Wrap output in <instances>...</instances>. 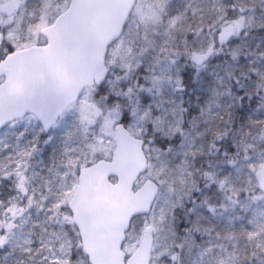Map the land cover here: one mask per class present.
Here are the masks:
<instances>
[{
	"label": "snow or ice",
	"instance_id": "6c2138e0",
	"mask_svg": "<svg viewBox=\"0 0 264 264\" xmlns=\"http://www.w3.org/2000/svg\"><path fill=\"white\" fill-rule=\"evenodd\" d=\"M101 6L98 0H20L13 11L12 0H0V264H94L81 224L71 220L69 194L82 167L111 158L97 149L115 148L117 130L147 146L151 165L138 186L151 181L156 196L149 212L129 223L134 230L145 223L168 227L171 240L158 251L166 264H264V183L256 185L251 167L264 156V0H171L167 28L181 17L200 20L194 38L183 43L163 30L142 37L127 19L121 32L129 62L107 65L90 92L64 100L44 58L61 44L93 47L85 10ZM245 18L253 27L237 45L223 26ZM40 24L52 26V34L38 31ZM111 48H104L106 60ZM21 67L35 75L12 104ZM42 99L50 114L36 110ZM24 100L36 107H21ZM92 109L95 119L88 118ZM61 118L70 124L45 158L40 137ZM119 181L110 172L105 182ZM196 235L197 259L189 261L185 249Z\"/></svg>",
	"mask_w": 264,
	"mask_h": 264
},
{
	"label": "water",
	"instance_id": "95a60500",
	"mask_svg": "<svg viewBox=\"0 0 264 264\" xmlns=\"http://www.w3.org/2000/svg\"><path fill=\"white\" fill-rule=\"evenodd\" d=\"M98 2L103 6L85 10L95 36L94 46L83 50L78 46L70 49L61 44L44 58L51 73L52 86L64 100L74 98L75 93L102 79L107 71L104 48L121 37V29L136 0ZM52 31V26H48L41 32L51 35ZM38 51L48 52V49ZM33 75L21 67L13 81L14 95L10 97V103L15 104L18 98L23 97L25 82ZM21 107L36 105L24 100ZM36 110L47 115L51 106L42 99ZM115 140L117 146L110 161L99 160L92 167L81 169L78 189L70 202L75 210L73 219L81 224L84 246L94 264H150L154 242L151 231L143 235L140 245L127 260L122 247L130 229V219L137 213L149 212L156 196V186L146 181L134 191L135 182L148 166L142 141L123 130L115 131ZM110 172L120 177L118 183L105 182ZM257 175L261 186L264 183V165Z\"/></svg>",
	"mask_w": 264,
	"mask_h": 264
},
{
	"label": "rangeland",
	"instance_id": "374dc122",
	"mask_svg": "<svg viewBox=\"0 0 264 264\" xmlns=\"http://www.w3.org/2000/svg\"><path fill=\"white\" fill-rule=\"evenodd\" d=\"M20 0H12V10L14 11L15 7L18 6V3ZM171 0H139L138 4L135 8V11L133 13V16L131 18L134 25L138 26L142 37L145 36L146 33H159L162 30L164 31L165 35H170L171 38H173V28L169 29L166 27V25L170 24L171 21H169L168 17V6L170 4ZM228 1L227 0H217V3L219 5H224ZM174 19V18H173ZM205 29L207 28V20L204 22ZM47 26L46 24H40L36 26V29L40 31L43 27ZM223 27H229L231 29V32L229 34V39H235L237 45L239 44L240 37L243 36L244 31L246 29L252 28L253 24L250 22L247 18L243 20H238L237 23H233L232 21H229L227 24H225ZM194 38V37H193ZM127 40V36L124 35L118 43H116L111 49V57L109 64L119 63V64H127L129 62V56L127 54V48L125 41ZM146 40L152 41L151 36H147ZM145 48L151 47V43H145ZM233 47H236V45H233ZM239 54V53H238ZM243 59V57H240ZM94 87L87 88L86 91H91ZM221 100L226 99V95L224 97L220 98ZM264 110V109H262ZM97 115L95 109H92L88 113L89 119H95V116ZM70 124V119L61 118L60 123L57 128H54L50 134L47 135H41L40 137V148L41 152L44 154V157H50L54 150L58 148L59 146V137L62 135L63 131L67 130V127ZM107 129H111V126L109 124L105 125ZM32 131V129H29ZM52 135L55 139L51 144H46L44 141L47 140V136ZM113 139H114V131L112 132ZM114 148H112L111 144H106L103 148L97 149V152H102L105 157H108L111 155ZM146 153H147V146H146ZM264 162V156H261L257 159V162L253 165H251L253 170V178L258 186V180L256 177L257 170L261 167L262 163ZM151 165V161H150ZM149 165V169H150ZM78 183V182H77ZM77 183L74 185L72 192L69 194L70 199L73 197L76 188ZM177 186L181 189L184 187L183 184H180L179 181H177ZM222 211V210H221ZM71 220L72 217H71ZM147 226H150L153 229L155 242H154V248L152 252V264H166L165 259L163 256L158 254V251L163 248L167 243L171 240V234L168 229V227L162 223H145L142 229H136L134 230L131 227V230L128 234L127 242L125 243L124 249L130 253L140 242L142 233L144 232L145 228ZM203 231V228H201V232ZM201 240L200 235H196L194 237V240L192 241V247L189 251V249L186 247L185 253L188 257L189 261L197 259L196 256V247L195 245L199 243Z\"/></svg>",
	"mask_w": 264,
	"mask_h": 264
},
{
	"label": "trees",
	"instance_id": "16d2710c",
	"mask_svg": "<svg viewBox=\"0 0 264 264\" xmlns=\"http://www.w3.org/2000/svg\"><path fill=\"white\" fill-rule=\"evenodd\" d=\"M199 22L200 20H199V18H197V19H195V20H186V19H184L183 17H181L180 19H178V20H176V25H177V29H176V32H173V34H177V35H182V34H184V32H185V30L187 29V26H188V24L190 23V22ZM178 26L180 27V31H182V32H180L179 30H178ZM185 28V29H184ZM174 37H176V36H174ZM206 116H207V113L205 114ZM187 167H190V164L189 165H186Z\"/></svg>",
	"mask_w": 264,
	"mask_h": 264
}]
</instances>
